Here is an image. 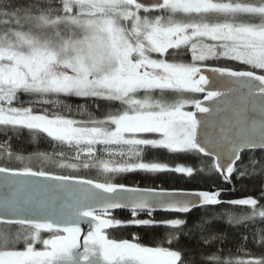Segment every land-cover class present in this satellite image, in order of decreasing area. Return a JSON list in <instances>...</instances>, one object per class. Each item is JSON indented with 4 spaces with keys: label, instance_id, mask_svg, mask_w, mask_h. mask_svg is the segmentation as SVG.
Instances as JSON below:
<instances>
[{
    "label": "snow or ice",
    "instance_id": "1",
    "mask_svg": "<svg viewBox=\"0 0 264 264\" xmlns=\"http://www.w3.org/2000/svg\"><path fill=\"white\" fill-rule=\"evenodd\" d=\"M73 105L86 118H75ZM23 131L33 140L45 134L54 147L24 156L0 144V159L21 165L0 164V223L19 226L0 231V264H196L198 257L264 264V254L235 261L212 252L185 256L106 231H183L186 219L137 213L188 214L221 204L251 208L230 216V224L264 221V186L259 200L223 201L222 190L114 182L136 170L193 175L190 166L143 162L151 150L198 156L201 165L207 157L209 174L229 184L234 173L264 176V0H0V132L10 140ZM246 151L249 160L238 170ZM33 160L95 168L103 179L34 168ZM117 208L131 209L133 218L111 217ZM194 227L201 247L218 239L204 235L199 222ZM253 241L264 248V227Z\"/></svg>",
    "mask_w": 264,
    "mask_h": 264
},
{
    "label": "trees",
    "instance_id": "2",
    "mask_svg": "<svg viewBox=\"0 0 264 264\" xmlns=\"http://www.w3.org/2000/svg\"><path fill=\"white\" fill-rule=\"evenodd\" d=\"M244 2V0H240ZM185 61L189 59L188 55L183 57ZM210 65L224 63L223 60L219 62L208 61ZM233 66L242 67L238 62H229ZM203 96L196 95V99H201ZM67 114V113H65ZM72 115L75 118H86L76 111V106L73 105ZM9 143L10 149L14 153L24 156L31 155L35 152L52 153L53 144L46 138L45 134H39L35 140L32 139L28 131L21 132L18 136H12L10 140H6L3 132H0V144ZM66 152L68 150L66 149ZM69 156L71 155L68 152ZM102 153H98V156H102ZM249 152H245L241 155V161L238 162L237 169L239 170L240 164H247L249 160ZM257 157L261 155L259 151L255 153ZM119 159V158H116ZM83 160V158H82ZM68 162H72L69 160ZM143 162H158L168 164L169 167H175L178 165L190 166L194 168L192 176L175 172H158L150 173L142 170L130 171L127 173H121L115 175V181L117 183H123L129 187H153L163 188L169 191H217L222 190L224 194L221 199L223 201H229L234 199L253 197L258 200L261 199L262 186H264V176L259 174L251 175L246 178L237 179L236 174H233L232 183H227L216 172L209 174V158H203V164L201 165V157L174 154L169 153L167 150H151L144 156ZM10 163V166L19 167L20 162L12 160L11 162L4 159H0V164ZM34 168L44 167L47 170L57 172L59 174H76L81 177L103 179L97 175V170L80 168L78 171L72 169H60L55 163H45L42 161L33 160L32 165ZM203 166L204 171H196L195 169ZM259 171V170H257ZM264 203V200L261 201ZM250 206H228L221 204L216 207L202 208L192 212L188 216H177L167 214H140L137 213L138 219L154 218L158 221L181 218L187 220V225L184 226L183 231H176L166 227H147V226H135L128 225L123 228L109 229L108 232L116 236L123 237L133 241L138 238V241L144 246L167 247L170 250H180L185 256H191L194 252L199 253H218L223 259H231L233 261L238 259H250L260 258L264 254V248H261L253 241L254 234L258 229L264 227V221L259 217L255 223L245 224H230L228 222L229 217L233 215H240L246 212H250ZM222 212V214H221ZM111 217L119 219L121 221H127L132 219V213L123 212L110 214ZM196 222L203 225L204 235H215L218 239L214 240L211 246L201 247L198 243L200 236V229L194 227ZM19 226H5L0 225V231L15 232ZM187 232V234H184ZM178 235L179 239H172L171 243L167 240L173 235ZM47 236L48 234H43ZM246 236L247 241H243L242 237ZM22 248V245H20ZM41 245H37L40 248ZM196 264H212L210 261L203 260L201 257L197 258Z\"/></svg>",
    "mask_w": 264,
    "mask_h": 264
},
{
    "label": "water",
    "instance_id": "3",
    "mask_svg": "<svg viewBox=\"0 0 264 264\" xmlns=\"http://www.w3.org/2000/svg\"><path fill=\"white\" fill-rule=\"evenodd\" d=\"M203 98V97H202ZM201 98V99H202ZM207 103V102H206ZM195 111V109H194ZM258 118V117H257ZM247 152V151H246ZM245 153V152H244ZM243 154V153H242ZM241 154V155H242ZM207 158V157H205ZM219 176H221L219 173H217ZM222 177V176H221ZM223 178V177H222ZM3 192V189H0V194H2ZM185 192H189V191H185ZM224 194V192L221 193V197L222 195ZM208 207H216V206H205V207H197V208H194L191 212H189L188 214H180V213H174V212H170V211H165V210H162V209H157L155 211H153L151 214H167V215H177V216H188L190 215L192 212L196 211V210H199V209H202V208H208ZM123 212H128V213H132L131 212V209H128V208H117V209H113V210H110V214H115V213H123ZM138 213L140 214H148L147 210H144V211H138ZM0 225H5V226H17V225H8V224H3V223H0ZM82 228L85 229V231L87 230V225H81ZM109 230V229H108ZM106 230V231H108Z\"/></svg>",
    "mask_w": 264,
    "mask_h": 264
},
{
    "label": "rangeland",
    "instance_id": "4",
    "mask_svg": "<svg viewBox=\"0 0 264 264\" xmlns=\"http://www.w3.org/2000/svg\"><path fill=\"white\" fill-rule=\"evenodd\" d=\"M195 95H198V94H193V98H195ZM191 110H193V109H191Z\"/></svg>",
    "mask_w": 264,
    "mask_h": 264
},
{
    "label": "flooded vegetation",
    "instance_id": "5",
    "mask_svg": "<svg viewBox=\"0 0 264 264\" xmlns=\"http://www.w3.org/2000/svg\"><path fill=\"white\" fill-rule=\"evenodd\" d=\"M171 51V50H170ZM189 60V59H188ZM200 95V94H199ZM202 96H203V94H201ZM195 97H196V95H195ZM193 111H194V109H193Z\"/></svg>",
    "mask_w": 264,
    "mask_h": 264
}]
</instances>
